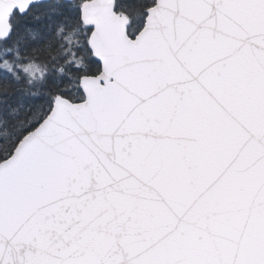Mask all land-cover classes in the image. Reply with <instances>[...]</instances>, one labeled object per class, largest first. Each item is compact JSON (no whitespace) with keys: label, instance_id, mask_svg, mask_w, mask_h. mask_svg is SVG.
<instances>
[{"label":"snow or ice","instance_id":"snow-or-ice-1","mask_svg":"<svg viewBox=\"0 0 264 264\" xmlns=\"http://www.w3.org/2000/svg\"><path fill=\"white\" fill-rule=\"evenodd\" d=\"M0 264H264V0H0Z\"/></svg>","mask_w":264,"mask_h":264}]
</instances>
